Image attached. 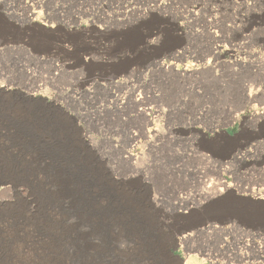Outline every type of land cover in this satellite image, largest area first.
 <instances>
[{"label":"rangeland","instance_id":"374dc122","mask_svg":"<svg viewBox=\"0 0 264 264\" xmlns=\"http://www.w3.org/2000/svg\"><path fill=\"white\" fill-rule=\"evenodd\" d=\"M173 1L121 18L117 0H43L46 26L0 0V264H264V229L183 230L208 200L264 198V0H221L224 20L254 16L216 56L175 9L198 0Z\"/></svg>","mask_w":264,"mask_h":264},{"label":"bare ground","instance_id":"6f19581e","mask_svg":"<svg viewBox=\"0 0 264 264\" xmlns=\"http://www.w3.org/2000/svg\"><path fill=\"white\" fill-rule=\"evenodd\" d=\"M115 1V0H113ZM212 3H204L203 1H194L193 3H189L188 5L185 6H176V12H181L184 15H186L187 17H189L190 20H192V22L195 24L196 22H201L202 23V27L204 32H206L208 34V36L212 39V46H211V53L216 56L217 55V50L221 45H218L219 43H223L225 42V40H227L225 38V35L222 33V27H225L226 29H236L239 28L237 27V22L240 23V27L241 29H244L245 21L247 22L249 20V18L253 17L254 15H250V11L247 14H243V15H239L236 17H232V19H222L223 18V12L222 10L224 9L222 4H221V0H211ZM233 1L230 0L229 3H232ZM115 3V2H114ZM178 3V2H177ZM186 3V2H185ZM41 4H43V0H32L31 4H24V9H25V19L24 22L30 24V23H36L39 20L42 22V20L44 21L42 24L44 25H50L51 23L49 22L50 19H48V14H41V12L35 10L37 8H39L41 6ZM174 1L173 0H121L118 1L117 0V4L115 5V10L114 12H116V14L118 16H121V18H126L128 17V15L131 13H135L138 16L137 17H144L147 15H162L165 16L167 14V11L165 10L173 7ZM255 1L253 2H247V0H239V5L240 6H246V8L250 7V5H254ZM88 5V4H87ZM92 7V5H91ZM238 7V6H237ZM23 8V7H22ZM113 8V7H112ZM233 8V7H232ZM240 8V7H239ZM77 9V8H76ZM234 9V8H233ZM254 9V8H253ZM233 11V10H232ZM113 12V11H112ZM84 13V12H83ZM82 13V14H83ZM234 14V13H233ZM235 14H239V13H235ZM234 14V15H235ZM89 15V14H88ZM257 15V14H256ZM79 18V17H78ZM139 18V19H140ZM168 18V17H167ZM262 18V17H261ZM17 19V18H16ZM124 20V19H123ZM228 20V21H227ZM251 20V19H250ZM128 21V20H127ZM127 21L125 23H127ZM191 22V23H192ZM50 23V24H49ZM120 23V22H119ZM254 24V23H253ZM260 24V23H259ZM124 25V24H123ZM191 26V24H189ZM188 25V26H189ZM251 25V24H250ZM198 26V25H197ZM93 27V26H92ZM174 27V26H173ZM193 27V26H191ZM201 27V26H200ZM180 27H178L179 29ZM247 29V28H246ZM249 29V27H248ZM177 30V29H176ZM181 30V29H180ZM239 31V30H238ZM244 32V31H243ZM242 36V35H241ZM243 37V36H242ZM243 40V39H242ZM243 42V41H242ZM148 43H150V41H147V45ZM211 43V42H210ZM218 43V44H217ZM229 44V43H228ZM227 44V45H228ZM232 44V43H231ZM235 44V43H234ZM240 44V43H237ZM242 44V43H241ZM134 45V44H133ZM230 45V44H229ZM228 45V46H229ZM231 46V45H230ZM233 46V44H232ZM235 47V45H234ZM221 48V47H220ZM224 48V46H223ZM236 48V47H235ZM239 49V48H238ZM243 49V48H242ZM230 50V49H229ZM236 50V49H235ZM183 51V50H182ZM219 51V50H218ZM231 52V51H230ZM233 53V52H232ZM246 53V52H245ZM178 55L173 56V60H182L183 54H185V52L177 53ZM221 54V53H220ZM211 55V54H210ZM242 55V54H241ZM245 56V55H244ZM236 57V56H234ZM263 57V56H262ZM245 58V57H244ZM214 59V58H213ZM237 59V58H236ZM239 59V58H238ZM212 60V59H211ZM217 60V59H215ZM244 60V59H243ZM243 60H234L236 61V63L238 65H241L244 63ZM210 61V60H209ZM176 62V61H175ZM212 62V61H211ZM155 66H160V67H164V68H170V69H175L176 67L174 66L175 64H167L164 63L161 60H156L153 63ZM205 64V63H204ZM178 65V64H177ZM176 71L178 70V72L181 71V69H175ZM182 72V71H181ZM184 72V71H183ZM186 72V71H185ZM184 72V73H185ZM113 83H121V80H117ZM1 90H5V88H1ZM136 101L135 106L136 107V113L138 115H141V117L144 118V122L147 124L151 121V119H149L147 117V112L146 110L148 109V107H146V103H144V101L141 98H136L134 99V102ZM140 101V102H137ZM259 117H263V114H260ZM236 118V116H235ZM128 159L131 158V156H126ZM220 183V182H219ZM222 185H224V187L226 189H228V184H226L225 182H222ZM7 185L6 184H1L0 190H6L7 189ZM1 192V191H0ZM260 198V197H259ZM223 229V227H218L214 224H210L209 226L206 225L205 228L203 229L204 231H208V230H219V229ZM224 230H229V229H225ZM199 232V230H198ZM228 233V232H227ZM196 234V233H195ZM194 234V235H195ZM191 233H186L181 235L180 238V242L182 243H186V241L188 239L191 238ZM255 243V242H254ZM256 247L259 248L260 245L259 243H255ZM245 246V245H244ZM251 246V245H250ZM256 248V249H257ZM259 251V250H258ZM195 264H198V262L194 261ZM185 264H187V262H185Z\"/></svg>","mask_w":264,"mask_h":264},{"label":"water","instance_id":"95a60500","mask_svg":"<svg viewBox=\"0 0 264 264\" xmlns=\"http://www.w3.org/2000/svg\"><path fill=\"white\" fill-rule=\"evenodd\" d=\"M229 136L232 137L231 135ZM200 210L193 208L190 211L188 219H191V222H188L183 230L196 228L207 221L223 225L234 220H238L245 226L252 225L258 229H264V198L230 195L224 200L218 197L208 200L201 206ZM249 218H253L255 223H249Z\"/></svg>","mask_w":264,"mask_h":264}]
</instances>
